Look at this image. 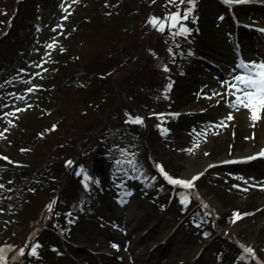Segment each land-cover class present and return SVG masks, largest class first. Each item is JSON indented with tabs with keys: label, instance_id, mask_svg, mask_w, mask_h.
Wrapping results in <instances>:
<instances>
[{
	"label": "rangeland",
	"instance_id": "374dc122",
	"mask_svg": "<svg viewBox=\"0 0 264 264\" xmlns=\"http://www.w3.org/2000/svg\"><path fill=\"white\" fill-rule=\"evenodd\" d=\"M164 1L167 7L176 8L169 5L168 0ZM258 1L264 0H251L245 4V14L239 17L248 16L253 25H262L264 28V6L256 3ZM83 2L55 0L48 8L40 9L38 29L29 46L30 50L22 52L16 66L0 73V155L4 156H0V185L3 186L0 187V238L3 237L4 225H12L10 212L5 209L3 200L17 175L25 174L27 167L35 170L32 189L38 190L41 174L54 169L59 180L52 183L50 190L57 189L58 182L66 180L64 158H73L80 152L84 164L89 165L96 159L99 148L111 149L113 145L110 134L113 130L123 131L129 129L131 124L126 122L134 115L131 104L115 95L112 105L108 107L110 101L107 102L106 107L114 109L108 116L105 114L100 131L93 132L85 142L77 146L79 137L84 134L83 126L67 116L58 122L59 111L50 106L51 103L48 104L47 97L44 99L50 71L57 61L74 52L67 33L83 14ZM2 16L8 18L7 14ZM222 25L229 33L213 31L219 47L211 52L208 60L225 70L219 69L220 76L209 71L201 83L195 82L185 107L204 110L200 124L189 128V125L180 127L178 122L174 123L172 132L166 133L162 139H155L154 156L162 160L171 172L188 175L186 178H191L203 169L208 172L217 171V174L209 176L208 185L192 189L196 200L205 202L220 214L229 213L230 208L224 207L227 202L233 208L235 206L245 210L248 215L235 223L220 226V233L231 237L235 235L239 240L251 244L264 264V162L255 160L244 165L238 156L248 149L252 152L264 150V112H261V119L253 127L245 109L235 111L229 107L236 99L231 95V85L236 83L233 77L242 74L236 68L237 64L241 61L264 62V32L259 40L243 36L236 45L233 42L236 32L228 24L223 22ZM49 44L53 47L48 48ZM228 48L232 50L227 52ZM119 76L115 71L111 81L114 82ZM141 77L142 73L135 72L123 78L125 93L134 105L145 104L150 111L156 110L159 105L153 97L141 95L140 98L135 95ZM100 87L108 89L106 82ZM95 92L102 91L98 89ZM84 101L87 108H91L101 102V97L99 94L90 96L88 93ZM8 113L11 115H6ZM229 113L234 119H225ZM55 122L59 123V127L51 131V125ZM86 126L90 127V124ZM197 126L202 127L203 131L197 129ZM41 129L50 136L47 138L50 150L45 152L43 159H37L19 149L17 144L32 136H42ZM174 135L179 138L175 139ZM119 149L123 156L130 158L139 147L133 144L127 146L122 142ZM15 168L19 170L17 173L14 172ZM120 184L108 206L101 207L90 219L81 218L74 224L71 232L73 239L70 241L74 250L67 241L49 231L42 236L41 243L37 244L40 246L37 253L45 254V245L57 243L59 253L46 252L49 264H232V255L220 252V244L215 240L195 233L194 228L181 219L182 214L174 209L175 205L173 208L164 205L162 198L155 199V192L149 195L136 193L128 189L127 182ZM257 207L260 211L251 214L250 211ZM13 228L19 229L18 226ZM113 244L117 247L114 248ZM19 253L17 258L21 256ZM29 258L35 260L36 255Z\"/></svg>",
	"mask_w": 264,
	"mask_h": 264
},
{
	"label": "trees",
	"instance_id": "16d2710c",
	"mask_svg": "<svg viewBox=\"0 0 264 264\" xmlns=\"http://www.w3.org/2000/svg\"><path fill=\"white\" fill-rule=\"evenodd\" d=\"M52 1L23 0L16 7V15L10 28L0 37V72L14 66L20 59L21 53L28 49L35 32L36 9L38 7L44 9ZM15 3L16 0H0V26L4 21L2 15L11 12ZM163 3L165 5L161 11L153 0H84L82 3L84 12L69 34L74 52L56 62L47 77L48 83L44 95V99L48 98V104L51 103L50 106L59 111L58 122L67 116L68 119H75L83 126L84 134L78 140L100 131L105 121V114L108 116L114 109L108 107L115 102L113 100L115 95L131 102L123 88L122 79L135 72L142 73L135 95L144 94L153 97L166 114L171 108H182L187 102L186 98L193 84L188 80L193 76L197 77L196 71L204 63L202 56L214 46L215 39L212 33L215 19L211 15L216 3L215 0H195V8L191 13L194 22L190 23L191 31L184 38L173 36V31L167 27V22L164 31H158L148 23L151 17L163 19L168 13L177 11V8L167 7L166 1ZM186 7L188 6L181 5V12ZM151 28L153 30L147 36L146 33ZM27 29L32 31L27 32ZM165 68L168 71H164ZM115 71L120 76L112 82L111 76ZM104 82L107 83L108 89L98 88ZM169 83L172 84L171 90H167ZM98 89L102 92H95ZM88 93L90 96L99 94L100 103L105 105L99 103L87 108L84 100ZM109 101L110 104L106 107ZM142 107L148 109L145 104ZM198 114L167 115L172 120L195 122ZM58 122L54 127H59ZM88 123L90 127H84ZM155 125L156 122L151 120L147 127L143 124L131 123L129 129L113 130L110 134L113 145L111 150L99 148L96 159L86 167L82 165L84 160L79 152L76 165L71 168V173L65 176L66 180L59 193L50 190L52 183L59 180L56 170L53 169L47 174L43 172L37 185L40 189L36 190L32 189L35 170L32 171L27 167L26 175L16 176L8 189V199L3 202L5 209L10 212L12 225H4V238H0V246L4 243L15 246L26 240L30 231L42 221L47 204L53 196H56V205L48 225L59 233L66 234L71 229L73 217L87 216L99 207L100 199L109 197L112 192V173L119 163L111 159L117 158L113 157L114 155L120 156L118 149L120 142L127 143L134 140L142 145L139 152L142 153L141 156L132 158L122 165L128 173L133 174L131 175L133 178L144 177L145 186L152 187L155 179L160 175L153 170L145 155L156 152L154 144L160 132ZM40 133L42 134L40 137L32 136L19 142L18 148L29 153L31 157L43 159L45 152L50 150L47 139L50 136L42 129ZM119 158L118 161H121ZM76 166H81L79 172L83 170V179L75 175ZM18 171L15 168L14 172ZM153 171L157 175L156 178L152 177ZM84 174L89 178L87 187H85ZM201 182L206 184L207 178H202ZM166 187L167 184L164 183L156 192L164 195ZM189 219L195 222L197 227L205 223L208 228L207 234L213 232L209 215L199 207L191 211ZM218 221H224L223 215ZM15 225H19V229L13 228ZM44 235L43 229L30 242L34 244L42 240ZM232 246L235 248V245ZM47 247L49 245L45 246Z\"/></svg>",
	"mask_w": 264,
	"mask_h": 264
},
{
	"label": "snow or ice",
	"instance_id": "6c2138e0",
	"mask_svg": "<svg viewBox=\"0 0 264 264\" xmlns=\"http://www.w3.org/2000/svg\"><path fill=\"white\" fill-rule=\"evenodd\" d=\"M75 2V0H73ZM155 2V0H153ZM226 3L232 2V0H225ZM169 5H173L177 8L176 12H170L168 13L163 19L158 17H151L148 21V23L155 28L158 31H164L167 22V27L172 29L175 28L176 31L173 32V36L176 35H185L190 32V29H188L184 22L189 20L192 10L195 8V0H168ZM181 5H187L183 12H181L180 6ZM67 11V9H65ZM67 17H65L66 19ZM194 22V21H193ZM53 45L49 44L48 48H52ZM237 69L241 70L242 74H237L233 77L234 81L236 83H233L231 85L232 92L231 95L235 96L236 99L230 103L229 107H231L235 111H239L241 108L245 109L248 112V118L253 122L252 126L254 127L256 122H258L261 119V112H264V62L256 63V62H249L245 63L241 61L236 66ZM164 71H168L167 68L164 69ZM235 71V70H234ZM38 75V74H37ZM239 85V86H238ZM172 84L169 83L167 85V90H171ZM29 91H32V89H29ZM237 93H241V95H237ZM165 99H167V96H165ZM23 109H18V111H22ZM6 115H11V113H8ZM164 114H160V116H163ZM175 115V114H173ZM227 120L234 119L233 115L231 113L228 114V116L225 118ZM129 123H143L142 118L139 116L133 118H129ZM11 123V121L9 122ZM221 125H224V121H221ZM6 131V130H5ZM166 129H161V134H166ZM2 135V133H0ZM260 156L264 157V150L261 151L259 154ZM254 158V157H251ZM6 159V158H5ZM161 172L162 175H164V178L168 181V183L174 185L183 187L184 189H191L193 187V181L195 179H198V176L192 177V179L185 180V179H175L169 176L166 172H164L163 168L160 166H157ZM83 173V170L81 172L76 173L77 175H81ZM88 176L84 174V182L85 187H87V181ZM0 187H3L0 185ZM246 191V189H245ZM130 195V193H128ZM187 201V196H182L181 203L185 204ZM126 202V201H122ZM55 203V202H53ZM207 207V205H205ZM49 210L51 211L52 205L50 204L48 206ZM70 215V214H69ZM243 215H248L247 213ZM242 218V215L239 213L233 214V223H235L238 219ZM114 248L117 247V245H112ZM40 247L39 245H33L30 250V255L35 256L37 254V248ZM245 253L253 254V249L250 247H245L244 249ZM6 249L0 248V264H8V261L6 259ZM19 255H24V250L21 249ZM15 259V258H14Z\"/></svg>",
	"mask_w": 264,
	"mask_h": 264
},
{
	"label": "bare ground",
	"instance_id": "6f19581e",
	"mask_svg": "<svg viewBox=\"0 0 264 264\" xmlns=\"http://www.w3.org/2000/svg\"><path fill=\"white\" fill-rule=\"evenodd\" d=\"M253 152H252V150H250V149H248L247 151H245L244 153H242V154H239L238 156H247V155H250V154H252ZM183 176H188V175H185V174H183Z\"/></svg>",
	"mask_w": 264,
	"mask_h": 264
}]
</instances>
